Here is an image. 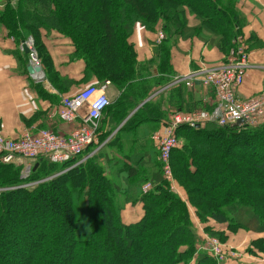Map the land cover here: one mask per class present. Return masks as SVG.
I'll use <instances>...</instances> for the list:
<instances>
[{"label": "trees", "instance_id": "16d2710c", "mask_svg": "<svg viewBox=\"0 0 264 264\" xmlns=\"http://www.w3.org/2000/svg\"><path fill=\"white\" fill-rule=\"evenodd\" d=\"M225 6L224 0H0V23L10 35L25 40L37 39L41 29L69 38L73 57L83 60L100 83L110 81L121 92L102 118L121 115L124 120L142 105L126 125L138 127L143 117L161 119L160 105L151 97L170 84L164 76L173 74L146 78L150 71L130 42L136 27L154 29L163 23L171 36L187 11L215 27L220 38L214 44L229 49L239 24ZM177 88L183 90V84ZM177 111L191 112L180 105ZM181 136L205 138L221 153L220 167L212 173L213 155L199 154L196 146L185 144L171 157L175 182L200 221L227 224L232 233L264 235V125L240 131L215 124L183 126ZM247 151L256 153L257 160L240 154ZM81 159L59 163L40 157L31 165L0 161V264H128L120 258L121 249L130 264H218L198 247L188 203L164 177L142 191L145 214L128 225L121 217L126 206L121 191L112 186L96 157ZM28 166L30 174L22 178ZM142 182L141 190L148 181ZM31 184L35 186L27 187ZM252 244L248 253L264 254V237Z\"/></svg>", "mask_w": 264, "mask_h": 264}, {"label": "crops", "instance_id": "0c3cea01", "mask_svg": "<svg viewBox=\"0 0 264 264\" xmlns=\"http://www.w3.org/2000/svg\"><path fill=\"white\" fill-rule=\"evenodd\" d=\"M224 2L234 16L232 19L237 17L235 20L239 24V28H235L239 33L232 48H221L214 44L220 38L217 29L187 11L183 22H175L176 28L171 36H168L166 26L159 23L154 29L138 25L130 38L138 54V61L150 71L148 75L144 74L146 78L159 79L166 71L173 74L164 76L170 79V84L151 97L160 105L162 115L158 112V118L161 119L153 121L152 118L147 120L143 117L144 122L140 126L126 127L142 105L124 120L121 115L102 118L98 140L87 149L81 160L96 157L112 186L121 191L119 198L125 199L126 203L121 212L125 224H134L145 214L144 205L140 201L142 181L152 184L165 178L154 134L171 123L177 105L192 112L202 110L205 105L211 107L215 102L213 93L199 82L192 86L176 84L177 77L186 76L203 66L222 65L236 53L239 39L243 38L251 68L245 73L244 83L239 90L240 96L244 99L264 96V0ZM160 32L165 34L162 43H158ZM33 37L26 40L14 37L0 23V133L17 139L25 133L37 134L41 130H51L58 136L68 137L78 123H66L59 116L62 99L75 96L89 86H101L104 82L100 83L95 75L86 70L83 60L73 57L75 48L69 38L54 30L50 32V29H41L37 38L40 50L51 59V66L48 64L46 70L40 61L42 70L35 69L31 73L27 43L32 41L34 47ZM180 84H183V90L179 91L177 86ZM107 94L110 101H114L120 97L121 92L111 84ZM87 110L84 107L82 112L86 113ZM179 135H183V131ZM180 142L182 143L181 140ZM172 190L184 201H188L177 184L173 185ZM188 207L199 238L198 247L201 246L202 250L208 252L206 241L210 237L209 229L223 235L226 247H233L238 253L237 257H229L223 264H264V254L257 252L253 255L247 252L248 248L253 247L252 242L264 235L243 230L232 233L227 224H218L212 219L203 223L197 215V209L189 203Z\"/></svg>", "mask_w": 264, "mask_h": 264}, {"label": "built area", "instance_id": "2783aa9c", "mask_svg": "<svg viewBox=\"0 0 264 264\" xmlns=\"http://www.w3.org/2000/svg\"><path fill=\"white\" fill-rule=\"evenodd\" d=\"M165 39L163 32L158 33V43ZM236 53L222 65L202 68L186 76L177 77L176 84L185 83L187 86L199 82L202 87L214 94L215 102L210 110H195L192 112L177 111L171 123L163 130L154 134L153 139L158 144L166 182L176 184L171 164L175 150L181 147L178 130L187 126L193 129L207 124L219 127H234L240 131L246 127L264 125V96L244 99L239 90L245 80V73L251 68L249 55L244 46V39H239ZM30 50V60L34 68H40L39 56L33 47V42L27 43ZM111 85L105 81L101 86H89L72 97H64L58 111L59 116L69 124L78 123L68 137H61L51 130H41L37 134L25 133L22 137L13 139L0 133V161L6 164L21 161H36L46 157L54 162L63 163L78 157H85V151L98 139L100 123L104 111L111 101L107 91ZM87 107V112L82 110ZM81 159V160H82ZM84 161H81L82 163ZM31 167L25 171L30 174ZM35 184L27 185L33 187ZM151 189L150 184L143 187L144 192ZM208 251L223 264L229 257H237L235 248L226 247L218 238H208Z\"/></svg>", "mask_w": 264, "mask_h": 264}, {"label": "rangeland", "instance_id": "374dc122", "mask_svg": "<svg viewBox=\"0 0 264 264\" xmlns=\"http://www.w3.org/2000/svg\"><path fill=\"white\" fill-rule=\"evenodd\" d=\"M61 34V33H60ZM33 39H34V41H35V45H34V48H35V50H36V52H37V54H38V56H39V58H40V61H41V63H43V65L45 66V68H46V70L48 69V64H50V66H51V59L49 60L48 59V56L47 55H45V54H43V52L40 50V48H39V45H40V42H38V38L36 39V38H34L33 37ZM73 46V45H72ZM46 61V62H45ZM191 137V136H190ZM190 137L188 138V137H182V139H181V137H179V139L182 141V143H181V147H179V149H181L182 147H183V145H185V144H187V145H189V146H196L195 148L197 149V151H198V153L200 154V153H210V154H212L213 155V159H214V161H216V163H215V165H214V167L213 168H211V173H212V170H214V169H216V168H219L220 167V164H221V162H220V152L218 151V147H217V145L215 144V143H213L212 141H209V140H207V139H205V138H198V139H196V138H194V136H193V138H191L190 139ZM241 152V151H240ZM242 156H244V157H246L245 159H247V160H250V159H252V160H257L256 159V157H255V154L256 153H252V152H243V153H240ZM30 163L28 164V165H31L32 164V161H29ZM18 163V162H17ZM20 164H22V165H27V163L25 162V161H23V163H20ZM28 167H30V166H28ZM27 167V168H28ZM26 168V169H27ZM26 171V170H25ZM25 171L23 170V173H22V178H26L27 176H26V174H25ZM215 172V171H214ZM217 173V172H216ZM221 173V172H220ZM177 184V183H176ZM18 235L16 234L15 235V237H17ZM211 237H215V238H218L217 236H210L209 238H211ZM12 238V237H11ZM13 239V238H12ZM221 242L223 241V240H221L220 238H218ZM10 240V239H9ZM208 242H209V240L207 239V241H206V245H207V247H208ZM8 243V242H7ZM223 243V242H222ZM8 244H10V243H8ZM224 244V243H223ZM16 249H20V246L18 245V246H16ZM209 252V251H208ZM210 253V252H209ZM119 255H120V258H123V259H127L128 261H129V263L128 264H130V259H129V257H128V255L126 254V253H124V251H123V249H121L120 250V252H119Z\"/></svg>", "mask_w": 264, "mask_h": 264}, {"label": "water", "instance_id": "95a60500", "mask_svg": "<svg viewBox=\"0 0 264 264\" xmlns=\"http://www.w3.org/2000/svg\"><path fill=\"white\" fill-rule=\"evenodd\" d=\"M26 52L29 53V51H26ZM28 67H29V71L31 73H34L35 68H34L33 64H30ZM36 70H41V69L40 68H36ZM238 124L239 123H236V124L232 125V127L234 128V127L238 126ZM37 167H38V164L35 165V167L33 168V170L35 171Z\"/></svg>", "mask_w": 264, "mask_h": 264}, {"label": "bare ground", "instance_id": "6f19581e", "mask_svg": "<svg viewBox=\"0 0 264 264\" xmlns=\"http://www.w3.org/2000/svg\"><path fill=\"white\" fill-rule=\"evenodd\" d=\"M42 70V69H41Z\"/></svg>", "mask_w": 264, "mask_h": 264}]
</instances>
